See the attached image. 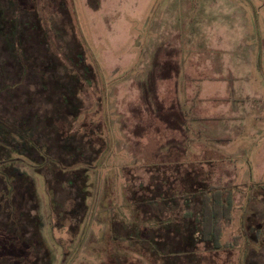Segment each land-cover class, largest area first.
Masks as SVG:
<instances>
[{"label": "rangeland", "instance_id": "1", "mask_svg": "<svg viewBox=\"0 0 264 264\" xmlns=\"http://www.w3.org/2000/svg\"><path fill=\"white\" fill-rule=\"evenodd\" d=\"M3 4L0 116L21 119L34 106L38 129L30 120L36 143L28 139L23 149H0V175L10 182L4 172L12 165L35 189L27 178H17L10 202L15 213L0 199V264H156L135 253L121 225L156 230L155 223L181 221L184 212L198 215L207 189L232 201L231 220L221 223V250L177 251L173 259L245 264L248 252L264 250V232L254 244L245 234L251 225L246 233L253 236L262 220L264 231V0H98L97 9L88 0ZM11 5L21 9L14 12L19 34ZM15 44L29 45L23 58L32 72L51 58L48 75L58 84L24 78ZM41 48L48 55L43 63ZM158 53L159 64L179 67L176 77L157 88L166 108L185 115L183 129L166 122L169 110L158 116L142 100L140 85ZM59 82L68 92L78 86L83 105L70 132L72 114L61 105ZM38 83L43 96L32 95ZM57 105L65 122L58 120ZM15 142L22 143L16 136ZM40 146L47 147L45 155ZM39 153L73 167L64 170ZM130 186L148 202L131 204ZM5 189L0 178V194ZM172 197L170 207L162 202Z\"/></svg>", "mask_w": 264, "mask_h": 264}, {"label": "trees", "instance_id": "2", "mask_svg": "<svg viewBox=\"0 0 264 264\" xmlns=\"http://www.w3.org/2000/svg\"><path fill=\"white\" fill-rule=\"evenodd\" d=\"M3 3H4V0H0V9L1 10L5 6ZM88 5H90L93 9H97L98 8V0H88ZM8 8L12 11V18L14 19V21L16 23V26L18 29V34H19V32H23V30L20 28L21 27V21L19 20L18 15L15 16V13H14L15 11H17L18 13L21 12V9L17 5H13V6L11 5ZM8 16L10 17V14L7 15V17ZM34 25L35 24H33V27L35 28L36 25L35 26ZM36 29H37L38 33H39V30L41 32L40 25H38L36 27ZM31 38L32 37H30V39ZM35 39L36 38H34V40ZM30 41H32V39ZM43 44H44V42L39 43L40 46ZM15 46L17 49L18 59H19V62L21 64V68H22V72L24 74V78H28L27 75L28 76L32 75V78H34V79L40 78V80H38L39 83L42 81V83L48 82L49 84L51 83L53 85L58 84V81L56 79H54V77L52 78L48 75L49 72H53L54 66L51 63L52 62L51 58H50L51 62H49L47 59H45L44 56H48V55L45 52H43L42 48L40 50L43 52V55L42 54H39V55L41 57V63H43V61H42V58H43L46 60V65L44 63H43V65L40 63L41 64V67H39L40 70L32 72L35 69L31 71L28 64L25 63V60L23 58L29 49V45H25V44L20 45L19 44V46H17L15 44ZM47 50H48V48H47ZM159 53L156 56V59L153 63L152 71L148 74L147 80L145 82L141 83V85H140L141 91H142V100H143L144 104L149 109H152L153 112L158 116L165 114V112H167L169 110V112H167V114L170 118H168L166 115V117H167L166 122L167 123H170V122L174 123V125L177 129H183L185 124H186L185 115L180 110H177L176 107H174V106H171V108H166L160 102L159 95H158V88H157L159 81L170 80L174 76L176 77L179 74V67L176 63L171 62V61H167L164 64H161V63L159 64V62L157 60V58L159 57ZM43 67H46L47 70H44ZM68 79H67V77H65L64 81L65 82L69 81ZM39 83L37 84V87H35V89L33 91L32 95H34V96H43L42 93H38V90L43 91L38 86ZM59 84H60V89H59L60 94L65 99L64 101L62 100L61 105L65 109V112H66V109H68L69 113L72 114L71 115L70 128L68 129L70 132L73 121L76 118V115H78L79 110L83 106L82 103L77 99V92H78L79 87L75 86L77 88L73 89V91L69 90V92H68L67 86H62V84L60 82H59ZM61 89H63V90L61 91ZM28 98H30V100L34 99V98H32V96H30V97L28 96ZM27 101L29 102V100H27ZM35 102L36 101L34 100V104H35ZM72 104H74V107H72ZM57 107H58V105H57ZM71 107H72V109H71ZM33 108H34V106L28 107V110H26L27 111V117L25 114L24 115L25 117H23L21 119L17 118V120L14 119L13 121L8 119V118L0 116V129H2L5 132V135H2V137H0V149L5 150L4 149L5 147H10V148L13 147L14 148L16 145L21 146L23 149V147L29 146V144L25 142V140H28V139L32 140L33 142L36 143V141L33 140L32 129L28 128L30 125V120H32L35 122L33 124V127H34L33 131L38 129V126L36 124L37 120H35L33 118V115H31L32 114L31 111L33 110ZM58 109L60 110L59 113L61 115L58 120L65 122L66 117L62 115V113H63L62 109L60 107H58ZM56 112H58V111H56ZM54 128L55 127L51 128L50 130L48 129L47 132L49 134H50V132L53 133ZM15 136L19 137L21 139V141H22V143H20L21 145L15 142ZM70 136L76 137V135H74V134H72ZM8 140L12 141L15 144H10V142H8ZM42 147L45 149L44 153H43L45 155L48 149L45 146H40V148H42ZM13 148H12V150H13ZM20 155H22L21 151H20ZM39 155L44 160L47 158V159H51V161L55 162L56 164H60L62 166V169H64V170L70 169L71 167H73V166L65 167V165L57 162L56 160L52 159L51 157H46V156L43 157V155L41 153H39ZM2 159H4V158H2ZM53 166L54 165H52V167ZM54 168H57V167H54ZM13 169H14V167L12 165H10V167L6 168L7 171L4 172L5 174L9 175V177L11 178L10 182L7 181L6 177L0 175V178H3L5 183H6V189L0 194V199H1V205L2 206L4 204L8 203L9 206L11 207V209L13 210V212L15 213V206L13 205V203H10V202H11V197L14 193L13 184L17 181V178L18 177L19 178L20 177L27 178L29 180V182L31 183V186L33 189H34V185L28 176H26L24 174H21V175L20 174H14ZM53 171H54V169L51 171V173H53ZM162 181H164V179H162L161 182ZM205 187H208V186L206 185ZM79 188L83 194L82 200H85L83 202V205L86 206V193L82 191V189H81L82 187H79ZM130 189L132 191L131 192V194H132L131 204H135L138 207H140V205L142 203L148 202L147 199H149V198L147 196L144 197V195H142V193L139 194V192L137 190H132L131 186H130ZM34 191H35V189H34ZM139 191H142L141 187L139 188ZM209 192H210V189L209 190L207 189L206 193H205V191L201 192L202 207H201V210H200L198 215H195V214L193 215L192 213L190 214L188 212H184L180 216L181 221L176 222L175 220H169V222L167 224H162L159 226H158V223H155V225H157L156 230L153 229L152 225L151 226H145V227H142L141 225H139L141 227L134 229L137 225L136 222L131 223V224H127V225L126 224L121 225L122 229L125 230V232H126V237L127 236L130 237V240H131L130 246L137 248V252H135V253H138V255L139 254L143 255L144 257L148 258L149 261L153 260V263L154 262L156 263V261H158L156 264H164L160 258V253L162 254L161 256L167 260L166 264H176V262H177V264H182V262L185 261V260L178 261V259H173L172 255H174V253L177 251L201 252V253L204 251V252H209L210 254L219 253L221 250V247H222L221 243H220L221 239H222V231H223L222 227H221V223L223 220L230 222L232 201L229 198L223 199L222 193H220L219 191H217L214 195H208ZM137 194H138L139 198H138V200H134L136 198ZM175 201H176L175 197H172L170 201H166L165 199L162 200V202L167 203V205L169 207L171 205H173V202H175ZM56 205L58 206V208L64 209L63 205L59 206L58 203H56ZM187 208H189V207H187ZM12 223L14 224L15 230H17V227H19V225L15 224L14 222H12ZM147 223H150V222H147ZM37 225H38L37 226L38 231H39V233H41L40 232V228H41L40 224H37ZM130 228H132V229H130ZM38 240L41 241L44 244V246L46 247L45 241L42 238V235H41V237L40 236L38 237ZM199 257L200 256L194 255V259L193 258L192 259L199 261V260H197V259H199Z\"/></svg>", "mask_w": 264, "mask_h": 264}, {"label": "crops", "instance_id": "3", "mask_svg": "<svg viewBox=\"0 0 264 264\" xmlns=\"http://www.w3.org/2000/svg\"><path fill=\"white\" fill-rule=\"evenodd\" d=\"M254 227H252L251 225H247L246 229H245V234H246V238L248 240H251L250 238H254L255 240L253 241H250V242H253L252 244L254 243H259V241L261 240V238L258 236V233H263V227H255L256 231L254 232L255 234H253V236H248L247 233L249 229H252ZM247 232V233H246ZM257 235V236H256ZM252 259H254L253 263H261V264H264V250L260 251V252H254L253 250H251L250 252H248V255L245 257V262L247 264H252ZM260 260H263L262 262H259ZM245 263V264H246Z\"/></svg>", "mask_w": 264, "mask_h": 264}, {"label": "flooded vegetation", "instance_id": "4", "mask_svg": "<svg viewBox=\"0 0 264 264\" xmlns=\"http://www.w3.org/2000/svg\"><path fill=\"white\" fill-rule=\"evenodd\" d=\"M263 217L262 218H264V215H262ZM257 227H263V220L260 222V224H258V226Z\"/></svg>", "mask_w": 264, "mask_h": 264}]
</instances>
